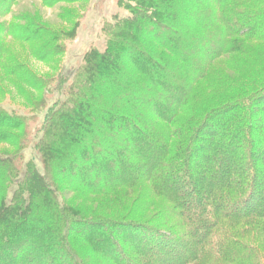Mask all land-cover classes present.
I'll use <instances>...</instances> for the list:
<instances>
[{
  "label": "trees",
  "instance_id": "obj_1",
  "mask_svg": "<svg viewBox=\"0 0 264 264\" xmlns=\"http://www.w3.org/2000/svg\"><path fill=\"white\" fill-rule=\"evenodd\" d=\"M13 1L0 0L1 15L11 11ZM43 1L52 6L69 0ZM120 2L128 14L113 21L106 49L92 47L72 84L58 83L66 98L47 114L36 146L45 174L34 165L25 171L22 181L36 185L28 197L8 193L11 175L21 169L17 156L0 157V264L33 259L110 264L96 260L99 243L122 253L120 264L263 263L258 248L240 241L252 225L256 227L251 231L264 233V163L260 166L255 159L264 147L257 144L256 123L242 118L247 109L234 97L264 83V0ZM32 25L20 29L26 40L42 42L37 49L48 53L55 42L64 45L63 37L53 38L45 28ZM2 52L0 45V58ZM222 57L234 61L237 69L248 64L247 70H240L236 82L224 81L230 88L234 83V92L208 95L213 87L208 75ZM23 77L37 87L35 76ZM256 105L248 112L252 119L259 111ZM26 118L31 116L0 105V141L19 143L22 149ZM105 175L112 180H103ZM205 176L209 183L196 181ZM243 181L244 188L238 187ZM144 183L184 219L188 243L179 244L173 229L158 221L79 213L62 188L65 184L82 196L112 195L122 187L141 189ZM182 185L196 197L195 208L181 197ZM123 200L118 204L127 208ZM232 216L240 222H230L229 230H223L221 220ZM242 221L247 229L237 230ZM91 228L97 230L94 237H89ZM121 236L130 238L132 251L138 248V253L122 250L117 241ZM78 237L90 241L83 245ZM139 255L144 257L141 263Z\"/></svg>",
  "mask_w": 264,
  "mask_h": 264
},
{
  "label": "rangeland",
  "instance_id": "obj_2",
  "mask_svg": "<svg viewBox=\"0 0 264 264\" xmlns=\"http://www.w3.org/2000/svg\"><path fill=\"white\" fill-rule=\"evenodd\" d=\"M10 9L11 11L9 13H4V15L0 14V45L3 47L2 56L0 58V105L4 106L9 111H15L22 115H29L31 118H26V123L23 125V127H26L25 129H28L26 130L27 133L23 136V142L26 141L25 146L20 149L19 143L18 146H16L11 142L0 141V157L6 158L10 156L15 158V156H17L18 159L15 161L21 163V169L17 171V175H11L8 193L9 195L14 192L23 193L24 197H28L30 190H33L36 185L29 184L26 180L22 181L26 176L25 171L27 168H32L34 165L39 172L43 175L45 174L42 153L36 146L42 138L44 131L43 127L47 122V114H50L51 110L58 107V103L66 98L65 92L60 91L58 88L59 81H63L66 87L72 84L75 70L84 63L85 54L89 52L92 47L97 50L100 49L101 51L106 49L108 45V33L114 28L113 21L126 16L128 10L120 0H69L56 3L52 6L43 0H15ZM29 24H33V28L39 30L45 28L53 38L63 37L64 43L61 44L64 45L59 46L57 45L59 43L55 42L48 53L43 52V49H37L41 46L42 42L35 40L28 41L26 40L27 37L21 33L22 31L20 28L25 29ZM255 44L259 43L254 41L253 45ZM45 51L47 52L46 49ZM214 63L213 69L215 70L211 75H208L209 85L212 82L213 87L207 91V94H220L226 91L230 92L231 90L234 92V83L231 82L230 88V85H227L224 81L235 80L236 82L237 77L242 75L240 70H243V72L247 70L248 64L240 65L239 69H237V65L234 61L230 63V61L224 57L218 59ZM229 63L232 64L231 67H229ZM22 73H24V75L30 74V76H35L37 87L35 88L30 85L28 81L24 79ZM257 85L259 86L256 87ZM257 85L255 87H248L249 89H246V94L243 91L239 92L237 96L234 97V100H240L243 108L247 109L244 111L242 118L245 120L251 119L252 123H256L255 130L260 136L257 138V144L259 143V146L263 148L264 99L262 98L264 94H262V91L264 83ZM255 102L256 104L258 103L256 107L259 111L256 112L252 119L249 113L251 107L253 108L255 106ZM233 123L237 124L238 122L234 119ZM249 154H247L248 157H251ZM255 159L259 160L260 166L264 163V148L259 150ZM197 163H200L199 160ZM197 163L193 162L194 169L199 168L196 167ZM89 173L91 176L96 175L94 178L92 177L94 181L100 179L94 169H91ZM236 173L239 175V172ZM79 176L80 175H78V177ZM245 176L248 175L245 174ZM237 178H239V176ZM18 180H20L19 183ZM45 180L51 183L47 177ZM103 180L110 182L112 177L105 175ZM196 181L206 184L210 182V178L209 176H205L203 178L201 177V179H196ZM245 185L246 182L243 181L238 184V187L242 186L244 188ZM235 187L237 189V185ZM62 188L67 189L66 199L72 204L71 207L77 209L79 213L86 214L88 212L89 214V212H91L94 214V211H96L95 214L101 215L103 219L143 217V219L147 218L149 220L158 221L164 226L171 227L173 233H176L181 239V242H178L179 244H185V241L188 243L191 239L189 235L190 230L185 224L184 219H179L177 211L170 207L171 203L166 198H160L152 191V185L150 183H144L141 189H127L122 187L119 189L120 193L112 195L89 194L88 196H82L77 194V192L69 191L65 184L62 185ZM236 189L234 188V190ZM207 190L208 187L203 189L202 194H205ZM180 191L181 197L186 198V202H184L188 203L192 208H195L194 206L197 204L196 197L192 195L184 185L181 186ZM124 198L125 201L123 200V202H126L127 208H123L118 204L119 200ZM8 201L10 203L13 202L11 199H8ZM107 203L112 205V207L105 206ZM232 206L233 208H230L235 211L237 206ZM98 217L100 218V216ZM42 219L46 220L48 218L42 217ZM221 222L225 224L223 230L228 231L230 222L237 223L240 222V220L232 216L230 218H223ZM252 226L256 227L254 225ZM243 227L247 229L242 221L237 226V230ZM76 228L79 229V226H76ZM251 229L248 230L250 237L244 236L240 242L242 244H253L259 249L260 256L264 259V233L259 230L251 231ZM96 233L97 230L91 228V235L89 237L96 236ZM74 235L78 236L76 234ZM169 235L171 234L169 233ZM121 237L122 238L117 237V241L122 250L125 252L127 251L128 254H133V256L136 254L134 252L138 253V248H133L132 251V241H130V238L125 239L126 237ZM78 238L82 239L81 242H83V245H87L90 241L89 239L84 240L82 237ZM97 246L98 253L95 256L97 261L104 260L103 263L110 264L122 263V253L112 252L110 247L100 243ZM175 251H177V249H175ZM175 251L173 253H175ZM183 252L184 254L186 253L182 250L181 253L183 254ZM142 257L143 255H139V261ZM145 258H147V256ZM33 260L27 264L52 263L49 259L45 261ZM261 264H264V262Z\"/></svg>",
  "mask_w": 264,
  "mask_h": 264
}]
</instances>
